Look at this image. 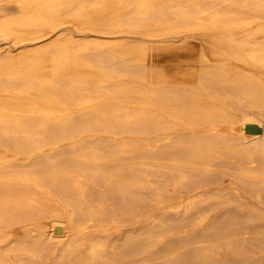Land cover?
<instances>
[{
	"label": "bare ground",
	"instance_id": "bare-ground-1",
	"mask_svg": "<svg viewBox=\"0 0 264 264\" xmlns=\"http://www.w3.org/2000/svg\"><path fill=\"white\" fill-rule=\"evenodd\" d=\"M0 39V264H264V0H0Z\"/></svg>",
	"mask_w": 264,
	"mask_h": 264
},
{
	"label": "rangeland",
	"instance_id": "rangeland-1",
	"mask_svg": "<svg viewBox=\"0 0 264 264\" xmlns=\"http://www.w3.org/2000/svg\"><path fill=\"white\" fill-rule=\"evenodd\" d=\"M74 36H76V35H74ZM75 38L78 41H85L86 40V37H83V36H81V37L80 36H76ZM99 42L104 43V44H111V45L112 44H117V47H115V50H114L113 54L115 56H117V57L118 56L119 57L122 56L127 64H132L133 62H136L138 60V55L136 53L125 54L123 52V48L125 46L129 47V46H135V45H138V44H141V45H146V44L147 45H151L152 44V42H148V41H141L140 42V41H137V40H134V39H130V40L100 39ZM9 48L11 50H14L15 47H13L8 40L0 39V54H1L0 56L1 57H4V58L7 57L6 53H7V50ZM81 70L82 71H80V70L76 71V73L74 74L75 82H76V83L74 82L75 83L74 85H70L71 84V82H70L71 78L69 76H72V74H71L72 72H70L71 75L69 74V72H67V74L63 75L62 84H63V87H64V89H63L64 91H63L62 94L64 96H66L68 98L69 97H73L74 98V97H77V96H79L81 94L89 95V96L95 98L94 99L95 100V106H94L95 110H98L99 108H102V107H106L107 105L112 107L113 109H121V108L125 109L126 108V109L132 110V109H134L136 107L131 102L138 100V92H135L137 94H131L129 92V90L115 89V88H112L111 86H107V87L103 88L101 85H97L96 83H94V81H90L89 80V78H88L89 74L87 73V71L85 69H81ZM118 74H119V72H118ZM64 77H65V79H64ZM70 87L71 88L74 87L75 89L73 88V91H69L68 88H70ZM107 100L109 101V103H108ZM121 101L122 102H126V103L121 104ZM76 116L77 115L71 114L70 118L73 119V118H76ZM80 129L81 130L80 131L78 130V133H85V131H86L85 128H80ZM44 142H48V144H52L51 143L52 141H46L45 140ZM223 184L211 186L210 189L212 191H224L225 189H227V187H226L227 185L226 184L223 185ZM242 196H243V202H245V203H249V202L255 203V200L252 198V196L250 194H248L246 192H242ZM151 204H152V206H151ZM249 204H251V203H249ZM148 205H149V207L150 206L151 207L149 208ZM260 205H262V207L264 208V200H263V203H261ZM158 216H163V215H161L160 211L158 210L157 204L154 201L146 200L145 201V207H144V220H143V223L145 225L144 227L145 228H147L148 226L150 227V225H152L154 219L156 217H158ZM262 224H264V220L252 221V222L243 221V222L240 223V226L241 227H251V226L254 227V226H258V225H262ZM200 229H201V226H197L196 227V230H200ZM171 238H173L172 235H169V236L165 237V239L163 241H168ZM150 251H152V249H150ZM263 255H264V253H261V255L259 254V256H263ZM241 256H242L241 254L233 256V259H239V258H241ZM44 264H50V263L46 262Z\"/></svg>",
	"mask_w": 264,
	"mask_h": 264
}]
</instances>
